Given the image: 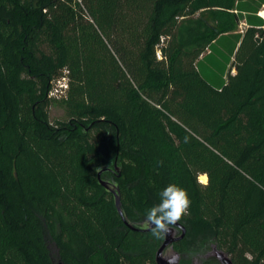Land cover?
Returning <instances> with one entry per match:
<instances>
[{
    "label": "trees",
    "instance_id": "trees-1",
    "mask_svg": "<svg viewBox=\"0 0 264 264\" xmlns=\"http://www.w3.org/2000/svg\"><path fill=\"white\" fill-rule=\"evenodd\" d=\"M263 5L0 0V264H155L141 224L170 183L191 198L179 264L212 243L264 264Z\"/></svg>",
    "mask_w": 264,
    "mask_h": 264
},
{
    "label": "water",
    "instance_id": "water-1",
    "mask_svg": "<svg viewBox=\"0 0 264 264\" xmlns=\"http://www.w3.org/2000/svg\"><path fill=\"white\" fill-rule=\"evenodd\" d=\"M105 170L106 169L103 168L97 172L98 183L107 192L112 194L116 211L123 217L118 187L113 181L103 180L101 178V173ZM116 170L118 171V169ZM125 223L129 228L136 230V228L131 224L127 223L126 221ZM141 225L144 231L149 230L145 223ZM184 234L185 227L179 223L172 229L170 233L163 236V241L155 253V264H179L182 256L173 248V244L181 240L184 237ZM191 259V264H204L209 261H213L217 264H233L228 253L220 249L216 243L210 244L208 249H204L199 253L192 254Z\"/></svg>",
    "mask_w": 264,
    "mask_h": 264
},
{
    "label": "clouds",
    "instance_id": "clouds-1",
    "mask_svg": "<svg viewBox=\"0 0 264 264\" xmlns=\"http://www.w3.org/2000/svg\"><path fill=\"white\" fill-rule=\"evenodd\" d=\"M159 195V202L147 210L144 219L145 225L156 238L170 233L190 214L191 208V198L187 190L176 183L168 184Z\"/></svg>",
    "mask_w": 264,
    "mask_h": 264
},
{
    "label": "rangeland",
    "instance_id": "rangeland-1",
    "mask_svg": "<svg viewBox=\"0 0 264 264\" xmlns=\"http://www.w3.org/2000/svg\"><path fill=\"white\" fill-rule=\"evenodd\" d=\"M263 10H264V5L260 8V10H259V12L257 14L260 16V12L263 11ZM245 28H246L245 22L241 21L240 24H239V27L237 29V32H243V30ZM207 53H208V51L204 52L203 55H205ZM227 72L233 74L235 72V70L230 65V66H228V71H226V73ZM226 78H227V75H226ZM63 98H64V96L52 97L51 103H50V105L48 107V116H49V120L52 123H55L56 121H64V120L67 119V116H66V113H65V109H64V106L62 104V99ZM206 183H207V177H206ZM206 183H204V184H206ZM49 249H50V252H51V255H52L53 259H55L56 258V250H55L54 246L52 244H50L49 245ZM204 249H208V247H205ZM199 252H201V251H199ZM186 256L189 259H191L192 254H188ZM191 260H190V263H191Z\"/></svg>",
    "mask_w": 264,
    "mask_h": 264
},
{
    "label": "built area",
    "instance_id": "built-area-1",
    "mask_svg": "<svg viewBox=\"0 0 264 264\" xmlns=\"http://www.w3.org/2000/svg\"><path fill=\"white\" fill-rule=\"evenodd\" d=\"M157 58H160V53L157 52L156 53ZM67 88V82L66 79L63 77L61 79H58L52 89L49 92V96L50 97H58V96H62L64 94L65 89Z\"/></svg>",
    "mask_w": 264,
    "mask_h": 264
},
{
    "label": "bare ground",
    "instance_id": "bare-ground-1",
    "mask_svg": "<svg viewBox=\"0 0 264 264\" xmlns=\"http://www.w3.org/2000/svg\"><path fill=\"white\" fill-rule=\"evenodd\" d=\"M264 15V13H263V11H261L260 12V16H263ZM199 181L201 182V183H206V176L205 175H201L200 177H199Z\"/></svg>",
    "mask_w": 264,
    "mask_h": 264
},
{
    "label": "flooded vegetation",
    "instance_id": "flooded-vegetation-1",
    "mask_svg": "<svg viewBox=\"0 0 264 264\" xmlns=\"http://www.w3.org/2000/svg\"><path fill=\"white\" fill-rule=\"evenodd\" d=\"M178 242V241H177ZM177 242H175V243H177ZM174 243V244H175ZM174 244H173V248H174ZM209 262H213V261H209ZM204 264H208V262H206V263H204ZM215 264H217V263H215Z\"/></svg>",
    "mask_w": 264,
    "mask_h": 264
}]
</instances>
